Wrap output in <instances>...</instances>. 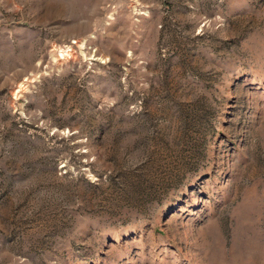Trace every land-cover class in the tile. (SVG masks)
Returning <instances> with one entry per match:
<instances>
[{"label": "rangeland", "instance_id": "1", "mask_svg": "<svg viewBox=\"0 0 264 264\" xmlns=\"http://www.w3.org/2000/svg\"><path fill=\"white\" fill-rule=\"evenodd\" d=\"M0 264H264V0H0Z\"/></svg>", "mask_w": 264, "mask_h": 264}]
</instances>
